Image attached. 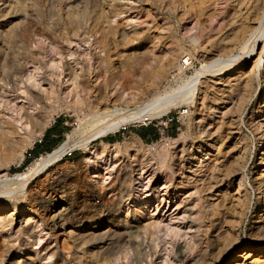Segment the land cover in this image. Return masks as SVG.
<instances>
[{"label":"bare ground","instance_id":"bare-ground-1","mask_svg":"<svg viewBox=\"0 0 264 264\" xmlns=\"http://www.w3.org/2000/svg\"><path fill=\"white\" fill-rule=\"evenodd\" d=\"M184 1L187 5H182L183 9L181 10L185 11L188 9L192 13V9H189L188 6H193V0H182L183 3ZM236 1L237 3L234 5L235 9L231 12V18L228 21L230 22V25L228 24L230 26L228 33L226 38L220 40L219 44V48L229 55L227 58L220 54L215 58L208 59L209 62L203 64L193 75L185 76L183 68H187L190 65V56L192 54L190 52L183 54L181 40L174 47L163 49L164 54H160V57L158 56L164 61L158 67L157 71L159 75L156 76V80L153 83L142 87L119 86L111 93L110 91L103 92L102 89L92 100H89L87 95H90L93 90H99L96 81L98 75L92 63L87 62L86 64H82L76 58L70 59L75 54L74 50H72L73 46L71 47L73 42L71 38L65 39L64 46H53L50 44L49 50L54 57L46 59L45 53V56H43L40 52L42 49L45 52L44 48H42L44 36H42V39H38L34 45L29 44L26 48L28 53L32 54L33 59L28 61V64H24L21 60L23 64L19 63L20 66L17 68L15 78L6 79L5 81H2V77L3 68L7 60L5 59V52H0V264H47L48 262H43L46 254L48 255L47 259L54 258L53 261L50 260L51 264H168L171 249L175 247L176 237L178 239L183 237L185 241L188 240L189 251L185 254L179 252L181 257L178 259H181L183 262L187 259L188 261L185 264H211L214 260L217 261L224 255L228 257L232 251H235L239 235L238 233H230L232 235L228 237L230 226L227 228L229 229L228 231L224 228L226 229L224 232L226 236L224 234L223 236L227 237L226 239L224 238L221 241L219 238H216L215 244L212 239H206L202 246L201 240L197 243L195 242V244L191 239L192 236L190 239H186L185 237L188 233H182L181 227L176 226L177 224H165V226H161L162 223L160 225L161 220H159L158 215L160 211L163 212L165 210L166 212L169 209L171 210V199H168L170 195L168 192L170 190H172L171 195H174L178 191H182L183 188L191 186L192 191L189 192L188 196L190 198L196 196L194 197L195 202L186 208L190 211L191 223L195 225L197 232H200L202 226H205L203 224L204 220L208 222L207 227L212 228L216 226L222 215L224 216V209L226 210L227 208L226 204L232 202L233 207H237V209L233 208L232 217H235L236 226H240L243 208L248 203V192L243 170L245 169V156L249 146H247V137L241 131V121L243 122L241 117L243 106L249 101L251 89H253V84L256 81L260 85L259 90L262 89L263 95H261L263 99L258 107V111H252L249 116L253 127V135L257 136L255 137L257 165L256 170H253L254 173L251 177L250 185L258 195H262V201L264 202V60H262L263 57L261 56L264 44L260 49L257 47V52L254 54L256 58L251 61V66L248 67L247 64L252 53L255 52L254 49L258 40L261 38L264 40V0ZM200 2L203 3V1ZM199 6L202 5L199 4ZM96 7L94 5L86 6L84 11L86 14L87 12L89 14L93 13L96 23L100 19L102 23H107L106 26L110 29H115V31L118 29L124 30V28H121L123 22L121 23L116 20L117 23L114 24L113 18H110L113 5L105 9L104 6L99 10L93 9ZM99 7L102 6L100 5ZM195 7L198 6L196 5ZM107 27L104 28L107 29ZM81 40L84 42L88 41L85 34L81 36ZM62 43L64 42L62 41ZM236 47L241 48V51L238 54H233L232 50ZM148 50L147 48L145 49V51L150 52ZM145 51L142 52V58L135 57L136 54L135 56H131L130 52V56H127V54V59L125 60L129 61V63L132 60L134 61L133 64H136L135 61L144 62L146 58H150V55L146 54L147 57L144 54ZM135 52H133V55ZM185 55H189L186 58L189 60V64L184 66L181 62V65H178V58H184ZM153 57L151 56L152 59L157 60L156 57ZM20 58H23V56ZM97 58H99V61L102 60L99 56ZM7 65L10 66L9 63ZM76 65H79L81 69L80 75L76 72ZM220 65H226V67L225 69L223 68L224 70L222 69L223 73L218 78L202 81L203 78L207 77L205 75L206 72ZM22 66L25 69H22ZM169 68L179 71V73L177 72L179 74L178 79L174 78L172 83L162 84L164 79L163 74ZM43 70L64 73L68 78L74 80L77 88L76 92L73 93L72 90L66 92L56 87L49 94L43 88L44 82L48 81L41 72ZM41 90H45L46 93L48 92V98L51 99L53 106H50L48 115L35 123L34 128L36 130H30L28 132L29 136L34 137L35 134H41L43 128L53 116V113L58 109L67 107L87 110L88 112L83 115V118L88 117L86 123L92 129L88 131L89 135L86 132L88 136L86 135L80 142L71 143V137L68 135L52 152L46 156L39 157L34 162L37 165L36 167L34 166L35 164H32L33 166L28 167L26 170L16 172L11 177H8L9 163L22 160L23 149H20L15 156L3 153V139H9L12 135L19 134L18 132L22 129V125L28 126L32 120L34 122L36 118L35 114L31 113L30 109L25 105H29L30 107L39 105L41 108L47 106V103L39 92ZM10 92L14 95L8 98L7 95ZM198 93L199 100L201 101L198 107L199 117H197V121H192V126L196 133V138L194 139H196L197 147L195 150L187 152L184 148H180L175 150V154H171L170 150L166 149V147L163 148L157 154L158 163L156 167L142 165V168H145L150 173L146 182L143 181L144 177L140 178L133 175L131 166L126 167L123 172L122 168L119 167L120 165H116L114 161L111 166L112 161L109 156L115 158L118 154L128 152L132 147V143L142 146L143 142L133 132L127 133L122 140L113 142H104L102 140L103 136L115 133L122 127H126L132 123L138 124L144 122L146 119L161 117L173 110V108L191 101L196 96L195 94ZM75 95L79 96V98H74ZM17 100L20 102L14 103ZM228 104L230 106L225 108ZM217 112L221 114L219 116L221 120L218 123H214L213 119L205 121L207 117H211V114ZM198 127L199 129H197ZM91 140H99L94 145L99 159H95V156L91 155L86 160L88 165H92V168H94L91 177L97 178L100 170H105L106 175L109 177L112 175V180L108 185L104 186L102 181L99 182L100 189L98 193L96 192L95 185H86L84 186L85 191L82 194L75 191L73 193L72 190H69L70 188H66L67 186L54 184L60 176H63L62 171L58 168L59 161L66 154L71 153L74 148L86 146ZM226 140H233L235 150L238 153L237 159L235 157L236 164L238 165L237 171L232 170L231 172L228 168L225 170L224 165L222 168L225 171H223L219 165H216V156L203 159V155L209 154L213 150L219 155ZM204 147L205 149H202ZM203 150L206 152L205 154L202 153ZM225 150L229 151L228 149ZM178 151L180 153L179 156H177ZM174 156L179 157L180 163L169 162L170 158ZM101 165H103L102 168H100ZM225 165L230 166L227 163ZM159 170L164 178V184L162 185L164 191L161 194L159 190L155 191L154 188L157 179L152 181ZM42 172L48 174V177L36 180ZM177 172L179 179L174 185L173 179ZM120 174L127 175L124 182H120V184H123V190L125 191L122 190L123 194L115 197L117 199L115 203L113 200L110 202L105 201L102 195L106 189L112 192V197L116 195L114 184L116 181H119ZM79 178L81 179V177ZM237 178L238 180L234 184L236 186L234 190L236 191L234 194H230L228 188ZM138 183V186L141 187L140 190L137 189L138 186H135ZM133 188H135L134 193ZM156 192L157 194H155ZM206 199H209L210 203L208 207L206 206L208 210H204V212L201 204ZM169 203L170 205H168ZM112 205H114V209L117 212L112 210ZM178 206L180 205L177 204L176 209L179 208ZM151 207L153 208L151 209ZM253 223L256 224L253 225ZM43 230L46 231V235L53 242L52 245L48 242L41 244L42 237L39 232L41 233ZM248 237L251 242L245 244V249L236 256L235 264H253L259 261L260 258L264 259V209L263 211L258 210L255 212ZM33 244L39 245L40 249L32 248L31 245L33 246ZM216 247L217 250L213 252L214 250L212 249ZM13 248H17L18 251H12ZM240 258L241 262H239ZM8 259H12V261L7 263ZM248 259L250 260L248 261ZM228 262L229 260L224 259L219 264H227ZM263 262L264 260L260 264Z\"/></svg>","mask_w":264,"mask_h":264},{"label":"rangeland","instance_id":"rangeland-1","mask_svg":"<svg viewBox=\"0 0 264 264\" xmlns=\"http://www.w3.org/2000/svg\"><path fill=\"white\" fill-rule=\"evenodd\" d=\"M91 1L92 0H87V1L86 0L85 1L84 0H0V5H1L0 52L1 53L5 52L4 54L5 59L8 61V62L6 61L5 63V67L3 68L4 71L2 70L3 71L2 81H5L6 79H10V78H15L14 76L17 75L16 72L18 70L17 68H19L20 66L19 63L23 64L24 62V64H28L29 63L28 61H31L33 59V57L31 56L32 54L28 53L26 47L29 44L34 45L35 42L38 41V39H42V36H44L42 39L44 40L43 41L44 44L42 48H44L45 52L42 51L43 49L40 52L43 56L46 55L45 59L48 57H54L52 52L49 50L50 44L53 46H64L65 39L71 38L73 40L71 47L73 46L72 50H74L75 54L70 59L72 60L76 58L82 64H86L87 62L92 63L93 67L96 70V74L98 75L96 81L99 90H93V92L90 95H87L89 100H92L102 89L103 92L110 91L111 93L116 89V87L119 86L128 85L131 87L132 86L142 87L147 84L153 83L156 80V76L159 75L157 69L158 67H160V64L164 61L161 60L159 57L164 54V50L166 48L174 47L175 45H177L178 41L181 40L183 44L182 47L183 54L187 52H190L192 54V56H190L191 59L190 65L187 68H183L185 76L193 75L197 70L201 68L203 64L209 62L208 59L210 60L211 58H215L220 54L221 56L224 55L223 57L225 58L229 56L227 52L219 48V44L221 42L220 40L226 38V35L228 33V29L230 27L229 26L230 22L228 21H230L231 12H233L234 11L233 9H235L234 5H236L237 3L236 0H230V1L200 0L203 1L204 4L201 3L199 0L198 1L193 0V6L191 5L192 8H190L191 6H188L189 9H192L193 11L192 13L191 10L188 9H186L185 11L181 10L183 9L182 5L184 4L187 5V3L185 1L183 3L182 0H93V2ZM206 1L208 5L206 4ZM13 2L16 4H14ZM84 2L86 5L84 4ZM96 2L99 3L96 4ZM90 3L93 4L94 7L96 6L99 7L100 5L102 6L99 8L98 7L93 8L97 10L103 8V6L105 9L106 7L109 8L110 5H113V10H111L110 18L111 17L113 18L114 24L117 23L116 20L121 23L123 22L121 28H124V30L122 31V29H118L115 31V29L114 30L112 28L110 29L106 26L107 23H102L100 19L98 23H96V19L94 18L95 15L93 13L89 14V12H87L86 14L84 11L86 9V6L88 7L93 6ZM195 4L200 9L198 7H195L196 6ZM199 4L202 5L203 7L199 6ZM80 8H82L83 10L82 9L80 10ZM75 9L78 13L75 11ZM225 9L226 11H224ZM71 14L73 17L71 16ZM94 22L96 25H98L97 27L94 24ZM113 23L112 25H114ZM104 27L105 28L107 27V29H105ZM95 31H99V32H95ZM80 34H82L81 36L85 34L88 41L84 42L83 40H81ZM261 39L258 40V43L254 49L255 52L252 53L251 58H249V61L247 62L248 67L251 66V61H253L256 58L254 54L257 52V47L258 49H260L264 44V40ZM62 41L64 43H62ZM99 43L101 44L99 45ZM146 48L147 50L149 49L148 51L150 52L145 51ZM143 50L145 51L144 53L145 55L146 54L150 55V58L145 59L146 61L145 60L144 62L135 61L136 64L135 63L133 64L134 61L130 60L129 63V61L127 62V60H125L127 59V56H130V52H131V56H135L136 54L135 57L142 58L143 56L142 52H144ZM240 51L241 48L236 47L232 50V53L238 54L240 53ZM12 52H14L15 54ZM133 52H135L134 55ZM137 54L140 56H138ZM22 56L24 59L20 58ZM97 56L102 58L103 61L102 60L99 61V58H97ZM151 56L156 57L157 60L152 59ZM188 56L189 55H185V57ZM261 56L263 57L262 60H264V47ZM182 58L183 57L178 58L177 60L178 65L179 64L181 65ZM8 63L10 64V66L7 65ZM226 65L217 66L213 68V70L206 72L205 75L207 77L205 76L206 78H203L202 81L205 79L214 80L218 78L223 73V70L225 69ZM22 69H25V67L22 66ZM41 72L43 73V76L45 75L44 77L48 79V81L44 82L43 88H45L46 91L49 92V94L50 91L55 90L56 87L60 88V90L62 91L65 90L66 92L68 90H72L73 93L76 92L77 88L74 80L68 78V76H66L64 73L49 72L48 70H43ZM76 72L78 75H80L81 69L79 65H76ZM177 72L179 73V71L169 68V70H167L166 72H164L165 74H163L164 79L162 81V84L172 83L174 81L173 80L174 78L178 79L179 74ZM257 84H258L257 81L253 84L252 87L253 89H251V93H250L251 97L249 101L244 104L243 113L241 117V120L243 119V122L241 121V131L242 134L247 137V146L248 145L249 146L245 156L246 158L245 169L243 170V173L245 174L244 175L245 184L248 192V199H247L248 203L246 202L247 204L243 208L240 226H236L235 217H232L233 208L237 209V207L236 208L233 207L232 205L233 202H232L230 204L228 203L226 204L229 211L227 210V208L226 210L224 209L225 212L224 216L222 215V218L220 219V221H218V224L216 226L209 228L207 227L208 222L204 220L205 222L203 221V224H205V226H202V230H200V232H197L195 225L191 223L192 219L189 214L190 211L188 208H186L191 206L195 202L194 197L196 196H193L192 198L188 196L189 192L192 191L191 186L187 188H183L182 191L180 190L178 191V193L174 195H171L172 190H170L168 192L170 194L168 199H171L170 201V203H172L170 207L171 210L169 209L166 212L165 210L163 212L160 211V214L158 215L159 220H161L160 225L162 223L161 226H165V224H172V225L177 224L176 226L181 227L182 233L184 232L186 234L188 233L187 236L185 237L186 239H190V237L192 236L191 238L192 241L194 243L195 242L197 243L198 241L201 240L202 246L204 245L206 239L209 240L212 239L214 244L216 243V238H219L221 241H223L225 238L224 236H226V233L224 232L229 226H230L229 227L230 232L227 235L228 237L233 233H238L239 240L237 242V248L235 249V251H232L233 253L231 252L228 257L224 255L217 261L214 260L211 264L222 263L224 259L225 260L227 259V261L229 260L227 264L236 263L235 260L236 256L245 249L244 246L245 244L251 242L248 237V233L255 212H257L258 210L263 211L264 209L263 206L264 202L262 201V195H258V193L254 191V188L251 187L250 185V180L254 173L253 170H256V165H257L256 139H255V137L257 136L253 135L252 132L253 127L250 123L249 116L252 111L253 112L258 111V107L261 103V100L263 99L262 89L259 90L260 85ZM46 91L45 90L39 91L43 100L47 103V106L45 108H41L39 107V105H37L36 107L35 106L30 107L29 105H25L30 109L31 113L35 114V117L37 119L35 118L34 122L32 120L30 122L31 124L29 123L28 126L22 125V129L19 130L18 132L19 134L12 135V137H10L9 139L8 138L3 139L4 141L2 145L3 153L11 154L15 156L20 149H23L22 160L9 163L8 177H11L16 172H21L26 170L28 167H31L34 164H35L34 166L36 167L37 165L34 162H36V160L39 157L46 156L48 153L52 152L64 139L67 138L68 135L71 137L70 142L72 143V142H80L82 138L86 137L87 133L88 135L90 134L88 131H90L92 127L86 123L88 117L86 116L83 118V115L88 111L76 109L73 107H67V108L58 109L56 112L53 113V116L48 121L46 126L43 128L41 134H35L34 137L29 136L28 132L30 130L31 131L36 130L34 128L35 123L37 121H40V119L44 118V116L48 115L50 111L49 109L50 106H53L51 99L48 98V94H47L48 92L46 93ZM13 95L14 94L10 92V94H8L7 96L8 98H11V96ZM195 95L196 96L193 99H191V101H188L187 103L181 104L180 106L173 108V110L165 113L161 117H153L150 119H146L144 122L138 124L132 123L130 125H127L126 127H122L120 130L116 131L115 133H109L106 136H103L102 140L104 142H113V141H120L124 138V136L127 133L133 132L140 138V141L143 142L142 146L138 145L137 143H132V147L128 152L124 154H118L115 158L113 156L108 155L112 161L111 166L113 165V161H114L116 165L118 166L120 165L119 167L122 168V172L126 169V167L128 168V166H131L133 169V175H135V177H140V178L144 177L143 181L146 182L150 176V173L149 171L147 172L145 168H142V165H152V167H156L158 163L157 154L163 148L166 147V149L170 150L171 154H175V150H178L180 148H184L187 152H191L195 150V148L197 147L195 141L196 139H194L196 138V133L195 130L193 129L192 121L193 120L197 121V117H199L198 107L200 106L199 103L201 102L199 100V93ZM76 97L77 96L75 95L74 98ZM77 98H79V96ZM16 102H20V101L17 100L14 103ZM229 106L230 104L226 105L225 108H228ZM219 116H221V114L218 112L211 114V117L210 116H209L210 118L207 117L205 121H210L211 119H213L212 121H214V123H218L221 120V117ZM53 123H56L58 125L62 133L60 136L54 135L51 138H49V140L46 141V144L48 145L53 142V144L55 145L48 151H40V148L38 151L34 150L36 146V142H39L42 139L45 130L49 126L53 125ZM131 127H136L142 130L148 128L146 130V133H148L147 139H143L135 131H133ZM197 129H199V127ZM97 142H99V140H91L87 143L86 146L76 147L74 148V150L71 151V153L66 154L58 163L59 166L58 168L59 170L62 171L63 176H60V178H58L57 182H55L54 184L67 186L66 188L68 189L70 188L69 190H72L73 193L75 191L76 193H82V194L85 191L84 186L86 185L89 184L95 185L97 193L99 192L98 190L100 189L98 185L99 182L102 181V184L104 186L108 185V183L112 180V175L109 177L108 175L105 174V170H100V172L98 173L99 176L97 178H92L91 175H93L92 171L94 170V168H92V165H88L86 161L88 156L91 155L95 156V159H99L98 155H96V150H95L96 147L94 146L95 143ZM46 144L44 145V147L46 146ZM135 147L137 148L134 149ZM202 149H205V147ZM225 149H228L229 151H226ZM202 153L205 154L206 152L203 150ZM177 154H178L177 156H179L180 154L179 151ZM177 156L170 158L171 160H169V162L173 161L175 164L180 163V159ZM203 156H204L203 159H205L206 157L213 158L216 156L217 157L216 159L218 160V161L216 160V165L217 166L219 165L223 171H225L227 168L229 169V171L231 170V172L232 170L237 171L236 169H238V165L236 164L238 153L235 150L233 140H226L219 155H217L216 151L213 150L210 151L209 154H205ZM151 160L152 162L150 163ZM226 163L229 164L230 166L225 165ZM223 165L225 167L226 166L228 167L225 168ZM102 166L103 165H101L100 168H102ZM222 167H224L225 170ZM16 169H20V170H16ZM238 173H240V171H238ZM162 176L163 174L159 170L156 177L152 179V181L157 179L154 188L155 191L159 190L160 194L163 193L164 191L162 186L164 184V178ZM46 177H48V174L42 172L40 173V176L36 180H40ZM79 177H81V179ZM126 177L127 175L120 174L119 181L115 182L114 192L116 193V195L114 197L111 196L112 195L111 191H107V189L105 190V192L102 195L105 201L110 202L113 200L114 203L117 201L115 197L117 195L120 196L123 194L122 192L123 184H120V182L121 181L124 182V179H126ZM178 179L179 178L177 172L174 175V179H173L174 185L177 183L176 181H178ZM237 180L238 178L235 179L228 188L230 194L235 193L236 190L234 189L236 188V186L234 184L237 182ZM138 185L139 183L136 184L135 186ZM137 189L140 190L141 187L138 186ZM134 191L135 188H133V193ZM155 194H157V192ZM204 202L201 204L202 205L201 208H203V211L204 210L207 211L208 210L207 207L209 206L210 200L206 199ZM170 203L168 205H170ZM177 204L180 206H178L179 208L176 209ZM114 208H115L114 205H112V210L114 212H117ZM152 208L153 207H151V209ZM118 213L120 214V212ZM176 217H178L179 219ZM225 221L227 222L228 226ZM255 224L256 223H253V225ZM228 230L229 229H227L226 231ZM39 234L42 237L41 244L44 242H48L50 243V245L53 244V242L49 239L48 235H46L45 230H43L41 233L39 232ZM202 235L203 237H201ZM187 241L188 240L185 241L183 237L180 239H178L177 237L175 238V242H176L175 247L171 249L170 261L168 264H185L186 261H188L187 259L184 262L181 259L178 260L181 257L179 255L180 253L185 254L189 251V247H188L189 244H187ZM31 247L37 250L40 249V246L37 244L36 245L33 244V246L31 245ZM212 250H214L213 252H215V250H217V247ZM12 251L16 252L18 250L17 248H13ZM19 252L21 251L19 250ZM46 255L45 258L43 259V262L44 263L48 262L47 264H51V261H53L54 258L47 259L48 255L47 256ZM249 260L250 259H248V261ZM263 260H264L263 258H260L259 261L253 264H260ZM10 261H12V259H8L7 263H9ZM241 261L242 260L240 258L239 262ZM262 264H264V262Z\"/></svg>","mask_w":264,"mask_h":264},{"label":"trees","instance_id":"trees-1","mask_svg":"<svg viewBox=\"0 0 264 264\" xmlns=\"http://www.w3.org/2000/svg\"><path fill=\"white\" fill-rule=\"evenodd\" d=\"M133 131H135L139 136H141L143 139H147L148 133H146V130L148 129H138L136 127H131ZM53 132L56 134V136H60L62 131L59 129L58 125L56 123H53V125L49 126L46 130L45 133L42 137V139L39 142H36V146L35 149L36 151L39 150L40 151H48L50 150L55 144H53V142L51 144H46V141L49 140V135L50 133ZM154 133V132H153ZM57 143V142H56ZM46 144V146L44 147V145ZM16 170H20V169H16Z\"/></svg>","mask_w":264,"mask_h":264},{"label":"built area","instance_id":"built-area-1","mask_svg":"<svg viewBox=\"0 0 264 264\" xmlns=\"http://www.w3.org/2000/svg\"><path fill=\"white\" fill-rule=\"evenodd\" d=\"M187 57H184L182 58L181 62H182V65L186 66L189 64V60L186 59Z\"/></svg>","mask_w":264,"mask_h":264},{"label":"crops","instance_id":"crops-1","mask_svg":"<svg viewBox=\"0 0 264 264\" xmlns=\"http://www.w3.org/2000/svg\"><path fill=\"white\" fill-rule=\"evenodd\" d=\"M54 135L56 136L55 133L51 132L50 135H49V138H51V137L54 136Z\"/></svg>","mask_w":264,"mask_h":264}]
</instances>
